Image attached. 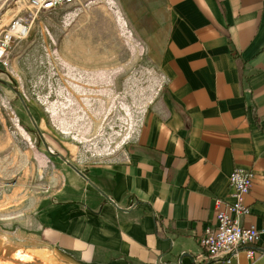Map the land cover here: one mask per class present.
I'll list each match as a JSON object with an SVG mask.
<instances>
[{
  "label": "crops",
  "instance_id": "obj_1",
  "mask_svg": "<svg viewBox=\"0 0 264 264\" xmlns=\"http://www.w3.org/2000/svg\"><path fill=\"white\" fill-rule=\"evenodd\" d=\"M108 1L126 21V0ZM133 3L144 26L155 14L162 84L122 155L68 166L15 213L12 246L33 256L19 264H264L259 251L207 259L200 245L237 168L255 172L242 225L264 231V0Z\"/></svg>",
  "mask_w": 264,
  "mask_h": 264
},
{
  "label": "rangeland",
  "instance_id": "obj_2",
  "mask_svg": "<svg viewBox=\"0 0 264 264\" xmlns=\"http://www.w3.org/2000/svg\"><path fill=\"white\" fill-rule=\"evenodd\" d=\"M129 1L124 28L108 0L34 13L30 0H0V37L13 20H30L29 33L7 49L8 64L0 60V264L33 258L23 259L17 253L28 252L12 246L15 213L55 192L63 170H73L68 166L122 155L162 84L155 14L144 26L143 13ZM55 137L67 156L57 157L46 142Z\"/></svg>",
  "mask_w": 264,
  "mask_h": 264
},
{
  "label": "built area",
  "instance_id": "obj_3",
  "mask_svg": "<svg viewBox=\"0 0 264 264\" xmlns=\"http://www.w3.org/2000/svg\"><path fill=\"white\" fill-rule=\"evenodd\" d=\"M75 0H30L34 12L57 9ZM29 19L13 20L0 37V60L4 65L8 62L5 54L15 37H24L29 33ZM255 172L250 169L237 168L230 177L232 201L217 210L215 225L207 227L201 236L200 245L205 257L211 260L232 262L241 251L250 258L256 251L264 256V231L255 226H243L241 219L250 213L249 206L244 202V196L253 185ZM221 203V200L218 201Z\"/></svg>",
  "mask_w": 264,
  "mask_h": 264
},
{
  "label": "bare ground",
  "instance_id": "obj_4",
  "mask_svg": "<svg viewBox=\"0 0 264 264\" xmlns=\"http://www.w3.org/2000/svg\"><path fill=\"white\" fill-rule=\"evenodd\" d=\"M116 9V8H115ZM114 9V10H115ZM116 11V13H117V20L118 21H120V23L121 24H124V22H125V28H126V26H127V23H126V21H124V19H123V17H122V15H121V13L116 9L115 10ZM122 26V25H121ZM68 57V56H67ZM66 61V60H65ZM70 63V62H69ZM67 65V64H66ZM80 65V64H79ZM92 65V64H91ZM72 66V65H71ZM76 67H80V66H75V68ZM88 67V66H87ZM91 67V66H90ZM101 69V68H100ZM82 70V69H81ZM85 70V69H84ZM91 70V69H90ZM80 71V70H79ZM101 71V70H100ZM94 72V71H93ZM84 73V72H83ZM92 73V72H91ZM90 74V73H89ZM79 75V74H78ZM81 76V75H80ZM76 77V76H75ZM92 82V81H91ZM81 83V82H80ZM93 85V84H92ZM74 87V86H73ZM66 103V102H65ZM66 105V104H65ZM65 108V107H64ZM75 108V107H74ZM53 109V108H52ZM53 112H55V109L54 110H52ZM58 113V112H57ZM54 116V115H53ZM58 120V119H57ZM61 121V120H60ZM67 121V120H66ZM76 122H77V120H75ZM73 131V130H72ZM62 133L63 134H69L70 135V138L72 139V140H74V139H76L75 137H76V135L74 134V133H72L70 130H67V129H63L62 130ZM61 133V134H62ZM72 135V136H71ZM87 140V139H86ZM87 142V141H86ZM76 143H79V141L76 139ZM74 147H77V144H75L74 143V145H73ZM86 147V146H85ZM100 147V146H99ZM98 148V147H97ZM120 148V147H119ZM96 149V148H95ZM102 149V148H101ZM80 150V149H79ZM100 150V149H99ZM82 152V151H81ZM101 154H103V153H101ZM100 154V155H101ZM84 155V154H83ZM82 156V155H81ZM20 257H22L23 259H27V258H30L31 257V255L29 254V253H24V252H18L17 253Z\"/></svg>",
  "mask_w": 264,
  "mask_h": 264
}]
</instances>
